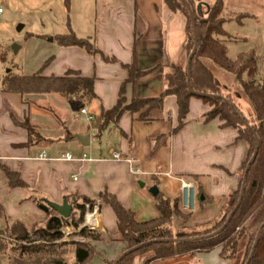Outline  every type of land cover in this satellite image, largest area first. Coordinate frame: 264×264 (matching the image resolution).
Segmentation results:
<instances>
[{"label":"crops","instance_id":"0c3cea01","mask_svg":"<svg viewBox=\"0 0 264 264\" xmlns=\"http://www.w3.org/2000/svg\"><path fill=\"white\" fill-rule=\"evenodd\" d=\"M194 1L205 12L206 5L214 0ZM259 1L264 4V0ZM248 10L235 15L254 19ZM94 11L93 34L81 36L71 26L60 35L71 32L77 38H89L104 57L113 58L116 63L65 46L60 40L44 39L42 50L31 63L32 74L52 58L42 70L43 76H62L71 70L92 77L95 98L91 102L69 100L58 93L20 96L0 90V233L16 221L28 231L43 227L49 210L40 207L45 206V200L60 205L66 199L69 204L67 197L94 200L102 191L114 195L137 222L148 221L158 217L152 188L169 200L179 201V211L187 218L174 216V230L211 225L220 217L228 196L241 184V167L248 147L244 141L236 140L235 129L222 127L219 119L205 121L208 104L191 98L184 125L174 134L177 104L174 96H167L160 110L150 112V123L140 122L138 114L125 112L116 128L98 135L101 111L115 105L120 86L127 78L120 64L146 73L125 86L128 101L158 97L166 89L165 76L172 74L174 68L186 69L185 17L171 11L164 0H94ZM82 109L93 117L92 121H86L80 113ZM67 113H80L84 124L74 120L67 124ZM24 122L35 134L29 135ZM106 134L113 139L101 149ZM85 135H89V146H82L74 138ZM111 151L124 159H134L132 166L138 172L132 174L127 162L112 159ZM42 152L46 159L37 158ZM65 153L76 160H63ZM3 168L17 174L24 187L12 188ZM184 182L192 183L193 188H182ZM197 185L202 192L198 197ZM98 220V240L93 242L95 255L89 264L115 261L127 250L112 210L99 202ZM219 254L220 248H216L197 253L190 260L182 257L149 264L232 263ZM145 260L146 256L136 258L134 264H144Z\"/></svg>","mask_w":264,"mask_h":264},{"label":"trees","instance_id":"16d2710c","mask_svg":"<svg viewBox=\"0 0 264 264\" xmlns=\"http://www.w3.org/2000/svg\"><path fill=\"white\" fill-rule=\"evenodd\" d=\"M185 1L193 12L197 34V48L190 62V90L187 86V70L174 68L172 74L165 76L167 86L158 97L132 98L128 101L124 95L125 86L146 73L136 72L132 66L120 64L126 71L127 78L120 86L115 105L101 111L98 135L116 128L125 112L138 114L140 122L150 123L152 121L150 112L160 110L167 96H174L177 104L178 124L172 130L174 134L184 125L190 99L193 97L201 99L210 107L205 121L219 119L223 122L222 127H231L237 131L236 140H242L247 144V159L241 167L242 174L257 146L256 138L258 140L257 156L247 172L241 203L230 222L219 231L237 203L241 184L228 196L220 217L211 225L197 230H174L173 217L183 219L187 217L181 215L177 199L169 200L159 192L153 196L158 217L144 222H137L134 214L125 209L117 198L107 191L99 193L94 200L73 195L67 197L70 198L69 204L72 207L68 218L60 217L49 208L45 213L43 227H35L28 231L23 223L16 221L10 228L1 232L0 264H89L95 255L93 242L97 241L98 237L87 233L84 229L78 231V228L83 220L84 203L95 200L112 210L121 241L127 245V249L150 242L124 256L117 264H134L135 259L140 256H146L144 264L182 257L190 260L197 253H209L216 248H220L221 259L238 261L244 239L247 241L244 263L246 262L258 228L264 223V84L258 80L259 69L253 51L239 53L234 59L227 56L226 43L239 39L224 30L223 0H214L202 16L196 14L194 0ZM164 2L171 11L180 12L186 19L185 49L188 58L194 45L193 26L188 8L182 0H164ZM37 37L47 41L60 40L65 46L80 48L89 55H101L104 62H117L113 58L104 57L89 38H77L71 32L65 35ZM51 60L52 58H49L38 72L30 76L11 73L2 76L0 90L17 93L20 96L58 93L69 100H84L87 103L95 98L92 77H83L71 70L66 71L62 76H43L42 70ZM207 62L233 76L240 95L249 101L252 111L250 115L243 113L236 103V98L221 85L208 68ZM23 126L29 135L35 134L27 122H24ZM2 170L12 188L24 187L17 174L5 168ZM200 194L202 192L197 185L196 197ZM65 229L77 230L74 236L81 240L63 241ZM114 263L115 261L104 262V264ZM249 264H264V227Z\"/></svg>","mask_w":264,"mask_h":264},{"label":"rangeland","instance_id":"374dc122","mask_svg":"<svg viewBox=\"0 0 264 264\" xmlns=\"http://www.w3.org/2000/svg\"><path fill=\"white\" fill-rule=\"evenodd\" d=\"M223 3L224 30L238 39H247L227 42V56L234 59L239 53L253 51L259 69L258 80L264 84V4L259 0H224ZM245 8L249 9L254 19L238 18L235 15ZM0 9L3 11L0 15V78L10 73L32 74L34 69L31 63L43 45L42 40L36 36L60 35L68 32L71 26L81 36L93 34L96 18L94 0H0ZM201 13L204 15L206 12L201 9ZM207 66L221 85L236 98V103L243 113L250 115L252 111L249 101L240 95L233 76L210 62H207ZM65 120L67 124L71 120L84 124L80 113H67ZM112 139L106 134L101 141V149ZM68 230L73 233L68 237L64 236L63 241L81 240L74 236L77 230ZM96 231L86 232L98 237ZM246 243V239L242 240L239 260L231 261V264L244 262ZM141 257L143 256L139 258Z\"/></svg>","mask_w":264,"mask_h":264},{"label":"water","instance_id":"95a60500","mask_svg":"<svg viewBox=\"0 0 264 264\" xmlns=\"http://www.w3.org/2000/svg\"><path fill=\"white\" fill-rule=\"evenodd\" d=\"M182 2L188 8L189 15H190L191 22H192V26H193L194 45H193V49H192L189 57L187 58V67H186L187 76H188L187 86H188V89L190 90V87H189L190 62H191V59H192V57L194 56V54L196 52V48H197V34H196V29H195V19H194L193 12L189 8V6L187 5L185 0H182ZM206 8H208L207 5H206ZM196 14L198 16H202L203 15L201 13V4L197 5ZM201 96H203V95H201ZM205 96H208V95H205ZM229 107L231 108V106H229ZM74 138L77 139L81 143L82 146H89V135H85V136H81V137L80 136H75ZM256 143H257V146H258L257 138H256ZM257 146H256L252 156L250 157V159H249L244 171H243L242 181H241V188H240V193H239V197H238L237 203H236L234 209L227 216L224 225L222 226V228L219 231H221L230 222L232 216L234 215L235 211L237 210V208L239 207V205L241 203V200H242V197H243V193H244V186H245V182H246V175H247V172L249 170V167L253 164V162H254V160H255V158L257 156ZM150 193L154 196V195H156L158 193V191H157L156 188H152V189H150ZM44 203H45V206H41L42 209L47 210V208H50V209L54 210L62 218H68L70 216V214H71L72 207H71V205H69L67 203L66 199H63V201H62V203L60 205L52 203V202H49L47 200H45ZM263 227H264V223L258 228V231L256 233V237H255V240L253 242V246H252L251 252H250V254L248 256V259L246 260L245 263L242 262V264H249L250 260L252 259L254 250H255L258 242H259L261 231H262ZM219 231H217V232H219ZM149 243L150 242H147V243L135 246L133 248L127 249L122 255H120V257L118 259L115 260L114 264H117L124 256H126V255H128V254H130L132 252H135L136 250L140 249L141 247H143V246H145L146 244H149Z\"/></svg>","mask_w":264,"mask_h":264},{"label":"built area","instance_id":"2783aa9c","mask_svg":"<svg viewBox=\"0 0 264 264\" xmlns=\"http://www.w3.org/2000/svg\"><path fill=\"white\" fill-rule=\"evenodd\" d=\"M1 12V9H0ZM80 113L85 117L86 121L90 122L93 120V117L91 115H89L85 109H82L80 111ZM38 159H46V155L44 152H42L40 155H38L37 157ZM85 156L82 157V159L80 160H84ZM111 158L116 160V161H125L130 165V172L132 174H136L138 171L132 166L133 163H135L134 159H124L120 153L116 152V151H111ZM62 159L65 161H74L76 159H74L72 157L71 154L69 153H65L62 156ZM73 180H76V178L74 177ZM182 188H187V189H192L193 185L192 183H182L181 185ZM90 217L93 219V221L95 223H88L87 218ZM98 202H87L84 203V218H83V223L79 226L78 231L79 230H86V231H93L95 232L98 229ZM73 232L69 231L68 229H65L64 231V236L68 237L69 235H71Z\"/></svg>","mask_w":264,"mask_h":264},{"label":"bare ground","instance_id":"6f19581e","mask_svg":"<svg viewBox=\"0 0 264 264\" xmlns=\"http://www.w3.org/2000/svg\"><path fill=\"white\" fill-rule=\"evenodd\" d=\"M87 221H88V223H89V222H90V223H93V219L90 218V217L87 218Z\"/></svg>","mask_w":264,"mask_h":264}]
</instances>
